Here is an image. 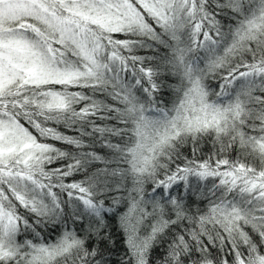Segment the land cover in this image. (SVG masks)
Masks as SVG:
<instances>
[{
    "label": "snow or ice",
    "instance_id": "6c2138e0",
    "mask_svg": "<svg viewBox=\"0 0 264 264\" xmlns=\"http://www.w3.org/2000/svg\"><path fill=\"white\" fill-rule=\"evenodd\" d=\"M0 264H264V0H0Z\"/></svg>",
    "mask_w": 264,
    "mask_h": 264
},
{
    "label": "trees",
    "instance_id": "16d2710c",
    "mask_svg": "<svg viewBox=\"0 0 264 264\" xmlns=\"http://www.w3.org/2000/svg\"><path fill=\"white\" fill-rule=\"evenodd\" d=\"M213 151L212 147H211V143H207V144H204L202 146V152H198L197 155H203V156H208L211 152ZM184 154L185 155H189L190 154V150L189 149H185L184 151Z\"/></svg>",
    "mask_w": 264,
    "mask_h": 264
}]
</instances>
